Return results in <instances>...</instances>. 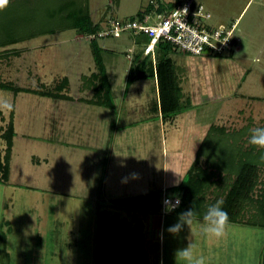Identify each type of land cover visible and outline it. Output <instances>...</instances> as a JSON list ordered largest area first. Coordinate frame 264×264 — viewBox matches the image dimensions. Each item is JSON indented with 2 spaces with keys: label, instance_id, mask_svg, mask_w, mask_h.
Returning a JSON list of instances; mask_svg holds the SVG:
<instances>
[{
  "label": "rangeland",
  "instance_id": "1",
  "mask_svg": "<svg viewBox=\"0 0 264 264\" xmlns=\"http://www.w3.org/2000/svg\"><path fill=\"white\" fill-rule=\"evenodd\" d=\"M67 1L38 0L37 6L34 8H36L39 17L43 16L42 24L44 23L43 25L46 27H58L62 31L40 33L17 42L1 45L0 81H14L22 86L52 89L67 76L69 83L64 91L70 97L67 98V101H61V105L57 109L60 117L57 130L58 139L65 140L67 138L79 145L83 142L86 145L99 146L103 141L102 130L107 133V128L102 129L100 117H97V120H100L99 124L97 120L89 121L88 119L93 110L100 112L101 110L106 111V109L91 105L90 108L93 109L86 113L84 105L81 107V104H85L86 101L93 104L92 100L96 98L89 78L94 70L80 73L81 70L87 68L86 64L91 59L92 54L89 49L91 36L80 35L75 30L68 29L71 27L70 21L62 14L54 13L53 18L46 13L48 11L46 7H51L49 4L54 2L55 5L52 7L56 8ZM74 1L78 2L76 5L88 6L94 21L100 20L104 24L109 14L128 17L134 15L138 10L149 8L154 1L160 2V5L163 4L167 8L173 2V0ZM201 1L211 11L213 22H225L226 25H231L236 21L235 32L240 37V48L235 50L236 53L234 52L235 55L234 53L233 55L236 57L246 56L245 66L251 68V72H247L244 78H241V73H237V82L234 87L235 80L231 76L226 79L230 83L227 88L221 90V96L217 95L212 98V109L209 112L208 120L204 122H208L206 129L204 128L207 131H204L205 134L202 131L201 135L206 136L212 124L223 125L229 132L239 134L244 147H254V150H257L259 147L250 144L249 138L250 129L264 127V67L262 68L261 63L258 62V57L264 56V0ZM31 8L29 7L28 10ZM42 24L37 23L30 26V32H36L39 27L42 28ZM114 38L111 35L105 39L109 43ZM103 41L104 39L101 38L100 42L104 43ZM118 52L121 53V56L124 55L120 50ZM180 56L182 63L185 64L182 65L184 67L187 65V55L181 54ZM236 60H240V58L237 57ZM127 64L128 60L125 59L124 65ZM183 67L178 68L181 72L180 77L187 73L186 67ZM127 74L117 90L118 98H120L116 117V128H119L117 134L118 137H122L127 134L128 130L134 129L135 136H138L139 139L135 140V144L132 145L135 151L125 152L126 163L132 164L133 170L136 167L135 170L143 172V170L146 171L145 162H148L150 175L157 183H162L167 171L168 154L171 156V150L179 147L178 141L182 138L185 141L183 133L186 129L187 131L190 129L187 126L190 122L186 120V117L184 119L185 114H183L178 115L173 124L169 123L170 121L167 119L163 128L160 122L153 127V124L158 121L155 120L157 115H154L158 114L156 111L158 98L154 78L148 76L136 81L132 86V88H136L130 89L126 94ZM184 76L182 78L185 79L184 88H186L187 79ZM175 79L177 78L175 77ZM173 87L174 89L177 87L176 83ZM169 88L162 85L166 110L172 98ZM41 96L33 91L23 90L15 93L12 90L0 88V109L5 115L4 118L0 117V126L7 125L12 106H14L16 127L10 182L0 183V249L5 244L7 250L6 254L0 252V264H92L95 231L98 227L96 226V214L101 209L98 207V203L102 204V201L97 202V185L93 184V180L97 176L88 175L89 169L87 170L84 166L87 163H84L83 149L77 150L73 147L64 149L61 145L49 143L46 138L32 133L34 109L43 102ZM124 96L125 101L122 102ZM158 97L162 102L160 93ZM73 98L76 100H68ZM173 99L179 103L182 109L187 108L189 103H193L192 98L186 95L179 94L177 97L174 94ZM68 104H71L72 108L68 109ZM147 111L153 115L151 116L153 119L150 121L151 129L156 130V135L158 132L159 140L156 135L153 140L151 137L145 139L147 127H142V125L128 127L124 130L125 122H129L132 118L138 120L144 117L146 119L144 114H148ZM108 113L109 116L105 117L111 120L110 112L108 111ZM199 114L194 116L197 121H199L197 118ZM37 129L39 131L40 128ZM116 140L117 145L121 143L119 138ZM52 142H56V140ZM0 145L5 146L4 139H1ZM119 149L122 154L124 147L121 146ZM91 152L90 150L86 151L87 154ZM133 153L137 157L141 156H138L139 154H143V157L136 160ZM44 156L49 157L48 164L44 160ZM55 156H57V160L64 159L63 163L57 165L54 163L53 165L51 162L55 160L52 159ZM102 156V158H106V152ZM38 160H40L39 163ZM202 164L208 165L205 156L202 157ZM119 171L115 170L114 173L118 174ZM127 171L130 172V170ZM234 175L231 172L220 174V183L212 184L213 187L208 195L215 204L228 194L229 189L233 188L231 190V202L234 204L231 207L232 214L244 220L256 219L257 216H254L255 204L251 201L250 196L256 195L261 190L264 182V161L248 164L242 176L236 178L233 183ZM138 183V189L145 191L156 190L158 187L152 186L154 182L149 185L150 181L146 180L145 172H143V179ZM123 188L122 185L114 183L111 190L122 197L137 190ZM176 188L177 186L169 188V193H175ZM123 212L126 214L127 209H124ZM156 216L162 218V221L158 220L159 218L157 219ZM145 217L150 228L149 236L153 235L154 231L157 236L161 229L160 233L163 236L161 253L166 264H183V261L177 260L176 253L177 250L187 247L190 242H193L194 251L198 255H204L210 259V264H261L264 251V226L230 222L226 238L206 239L199 234V222L202 218L195 217L194 229L197 234L190 239V230L186 225L178 234L168 231V228L176 224L179 219V213L173 212V210L165 214L150 211ZM3 219L10 220L11 230L8 229L9 224L1 225ZM153 222L155 225L157 222L158 231L156 228L153 230ZM2 231L7 233L6 242L1 239ZM156 242L159 243V238ZM157 248L159 249V247Z\"/></svg>",
  "mask_w": 264,
  "mask_h": 264
},
{
  "label": "trees",
  "instance_id": "2",
  "mask_svg": "<svg viewBox=\"0 0 264 264\" xmlns=\"http://www.w3.org/2000/svg\"><path fill=\"white\" fill-rule=\"evenodd\" d=\"M37 3L38 0H10L8 6L0 10V46L30 38L40 33L54 31L43 25L44 23L42 24L44 20L41 18L43 16L39 17L36 8H34ZM77 3L74 0H68L54 8L52 7L55 5L53 2L49 4L51 7H46L48 10L46 13L53 18L54 13L62 14L70 21L69 25L77 28L81 33H96L99 24L94 21L88 6L76 5ZM41 5L43 4L41 3ZM29 7L32 8L28 10ZM159 9L162 11L166 10L167 6L161 4ZM136 14H141V10H138ZM37 23L42 24V28L39 27L36 32H30L29 27ZM162 44L165 45L166 50L164 49V51L166 52L172 48L169 42L161 41L158 44L159 47ZM91 46L96 63V70L89 77L96 96L92 101L110 107L116 117L117 109L113 86L105 64L103 48L97 37L91 39ZM143 53L144 50L143 52L140 50L132 57L127 76V87L135 80L147 75L145 72L146 55L140 58ZM167 60L166 58L162 63ZM68 83L69 78L65 76L52 89L49 87L33 88L22 86L14 81H0V88L12 90L15 93L24 90L45 96L68 98L70 96L64 91ZM180 85L179 82L180 95H185ZM176 105L179 107V103H176ZM14 114L15 108L12 106L7 125L0 126V141L1 139L5 141V146L0 145V183H8L11 177V161L14 136L16 134ZM4 116L3 111L0 109V117L4 118ZM203 156L206 157L208 167L202 164ZM263 161L264 149L254 150V147H244L239 134L229 132L223 125L212 124L198 148L192 164L177 185L181 193L182 202L174 211L182 213L193 209L194 216L203 217L207 208L213 204L208 193L213 187L212 184L218 185L220 183V174L224 175L230 172L233 175L235 174L232 180L234 183L236 178L242 176L248 164H256ZM231 190L233 188L229 189L228 194L221 199L224 202L222 207L229 213L230 220L264 226V182L260 192L250 196L251 201L255 204L254 216H257L253 220H244L232 214L231 207L234 204L231 202ZM163 192L164 190L157 189L127 198H116L111 204L116 206L118 210L99 209L97 211L96 226L98 227L95 231L92 264H161L157 242L147 237L144 231L143 217L150 211H160L162 213ZM124 209H127V214L123 212ZM4 223L9 224V230L12 229L10 220L3 219L1 225ZM6 238L7 233L2 231L1 239L6 242ZM261 264H264V251Z\"/></svg>",
  "mask_w": 264,
  "mask_h": 264
},
{
  "label": "crops",
  "instance_id": "3",
  "mask_svg": "<svg viewBox=\"0 0 264 264\" xmlns=\"http://www.w3.org/2000/svg\"><path fill=\"white\" fill-rule=\"evenodd\" d=\"M172 4L173 2L171 3L169 7H171ZM210 22L213 25L225 24V22H219V23L213 22L212 17H211ZM97 23L99 24L98 29H97L98 31L105 27L106 21L104 24V22L97 20ZM49 28L54 30L51 33H58L62 31V29H59L58 27H55V28L49 27ZM68 29H73L80 35L84 34V33L79 32L78 29L75 27H69ZM106 37L103 38L104 43L100 42L101 38L99 39L97 38V40L99 41L101 47L103 48V56H104L105 64L108 69L110 81L113 86V92L115 95V105L117 109L119 101H120V98H118V94H117V90L119 88L118 86L122 85V83L124 82L125 75L129 73V69L132 63V59H133L132 57H134V55H136L140 50H142L143 52L144 45H145V42L148 36L144 33L134 35L128 32L122 35L121 37H115L113 40L109 41V43H107L105 39ZM134 38H136L137 42L134 46L133 56L129 57L127 55L128 49L129 47L133 45ZM170 45L172 46V48L168 49L169 51L167 50V52L164 51L165 45L162 44L160 47L159 45L157 46L156 54L154 57L150 54H146L145 52L140 57V58H143L146 55V58H147V63L145 66V72L147 75L141 79H145L148 76H151L154 78V81H155L154 83L155 90H156L157 98H158L156 111L158 112V114H154V115H157V118L155 117L156 118L155 120H158V121L157 123L153 124V127L157 126L158 122H160L163 128V126H165L167 122V119L170 121L169 123L173 124L176 117L178 115L181 116L183 114H185L184 119L186 117V120L187 121L189 120L190 122L187 125L188 128L190 129H188V131L186 129L183 133L185 136V139H184L185 141H183V138L182 140L178 141L177 143L180 144L179 147L173 148V150H171V153H172L171 156L168 154L167 167H166L167 171L165 172V175H164L165 177H163L162 183H157L152 178V176L150 175V170H148L150 164H148V162H145L146 171L143 170V172H145L146 180L148 179V181H150L149 185L151 184V182H154V185H152L153 187L158 186L157 189H162V190L166 189L168 193H169V188L176 187L183 179L185 173L187 172V170L189 169L190 165L192 164L195 158L198 148L200 147L205 137L204 135H201V132L207 131L205 130L206 129L205 127H207L206 124L208 122L207 123H204V122L208 120L207 118L209 116V112L212 109V104H211L213 101L212 98L217 95L221 96V90L228 87V84L230 83V81L228 83L226 80L227 78H230L231 76V78L235 80L234 81L235 83L232 81V83H234L233 84V87H234V85H236V82H237L236 75L241 73V78H244L247 72L249 73L251 72L250 71L251 68H247L245 66L246 56H237L238 58H240V60H236L237 57L234 56L236 52L234 53V55L233 53L230 55H195V54L183 52L177 49L176 47H174L172 44ZM239 48L240 46L238 43L237 50H239ZM89 49L92 54L90 56L91 59H89V63L86 64L87 68L85 70L80 71L81 74L87 73L86 70H90V72L93 70H96L95 69L96 63H95V58H94V54H93V50L91 46V39H89ZM118 50L124 53V55L121 56L120 55L121 53H119ZM181 54L187 55V65L184 66L187 69V73L183 74V76L186 75L184 77L187 79L186 88H184L185 79L182 78L183 76L180 77L181 72L178 69L180 68V66L183 67L182 65L184 64L181 61V56H180ZM262 56L260 55V57H258V62L261 63L262 65L261 67L263 68L264 67V56L263 57ZM166 58L168 60L165 61V63H162L163 60H165ZM125 59L128 60V64H127L128 66L124 65ZM259 71H261V69H259ZM175 77L177 79H175ZM138 80L140 79L135 80L130 86L127 87V79H126V87H125L126 94L128 93L130 89L136 88V87L132 88V86ZM179 82L181 84L180 86L182 87L183 93L186 96L191 97L193 100V103H189V106L185 109H179L180 105L178 107L176 105V103L178 104V102L173 99L174 94L177 96L180 94L179 92L181 89L179 87ZM175 83L177 87L174 89L173 86ZM162 85L168 88L170 87L169 90H170V94L172 98L170 99L169 97L170 102H169V107L167 108V110L165 108L164 101H163ZM159 93L161 95L162 102L159 100V97H158ZM167 96L169 95L167 94ZM41 97H43V102L41 104H38L37 107H35L34 109L32 133L36 136H41L43 138H46L47 140H49L48 141L49 143H53V144L56 143V145L58 146L61 145V147L64 149L73 147L74 149L76 148L77 150L78 149L84 150V153H85L84 163H87L84 166H86L87 170L89 169L88 175H90L91 177L97 176L96 178H94L93 184L94 186L97 185V202L102 201V204L98 203V207H100L101 209H110V210L116 211L118 210V208L111 204L114 199L127 198L130 196H136V195H140L142 193L148 192V191H152V190L145 191V190L138 189V185H139L138 181H141L143 179V172H139L138 170H135L136 167L133 170V167H132L133 165L132 164L129 165V163H126L127 157L125 155V152L135 151L134 146L132 145L133 143L135 144L136 142L135 140L139 139V137L135 136L134 129H130L128 130L127 134H124V136L121 135L122 137H118L117 133H118L119 128H116L117 111H116V117H115V114H113L112 109L105 105H100L94 102L93 104H91V102H87V101L85 102V104H87L88 106H86L85 104H81V107L84 105L85 107L84 109L86 110L85 111L86 113H88L90 110L93 109V108H90L91 105H93V107L98 106L99 108L104 107L106 109V111L101 110L100 112L93 110L92 114H89V116L90 115L91 116L89 117L88 120L96 121L97 117H100L102 119V129L107 128V133H105L104 130H102L103 131L102 132L103 141L101 145L99 146H94L91 144L86 145L83 142L79 145L77 143H74L68 140L67 138H65V140L58 139L57 130L59 127L60 117H59L57 109H58V106L61 105V101H67V98L52 97V96H45V95H42ZM68 100L75 101L76 99L73 98V99H68ZM121 101L122 102L125 101V96L123 97ZM67 106H68L67 107L68 109L72 108L71 104H68ZM108 111L110 112L111 120H108L105 117V116L107 117L109 116ZM147 113L148 114H144L147 117L146 119H144V117H141L142 119H138V120L136 118H132L130 119L129 122H125L123 125V127H125L124 130L127 129L128 127H139V125H142V127H147V131H146L147 135L144 138L147 139V137H151V139L153 140L154 135H156L155 133L156 130L151 129L152 124L150 123V121L153 119L151 116L153 115L150 114L148 111ZM197 113L201 114V115L199 114L200 118L199 116L197 117L199 121H197L196 118L194 117L197 115ZM174 116L175 118L171 119ZM99 121L97 120L98 124H99ZM37 128H40L39 131ZM35 131H37V134H35ZM157 135H159L158 132H157ZM117 138H119V141L121 142L118 144L120 146L117 145V140H116ZM55 140L56 142H52ZM121 146L124 147V149L122 150L123 151L122 154H120L121 152H119V150H121L119 149ZM89 150L92 152L90 154H87L86 151H89ZM105 152H106L107 157L102 158L103 157L102 154ZM149 154H150V151H149ZM133 156H136L135 153H133ZM138 156L140 157L136 156L135 158L136 160H140L143 157V154H139ZM56 158L57 156H55V158H52V159H55V160H52L51 162L53 163V165L54 163L56 165L63 163L64 159L60 161V160H57ZM146 159L148 158L146 157ZM44 160L46 161L47 164L48 162H50V159L47 156H44ZM37 162L39 163L40 160H38ZM131 167H132V170H131ZM115 170H120V171L118 174H115L114 173ZM127 170H130V172H128ZM114 183H116L117 185H122L124 188L127 187L128 188L127 190H135V189L137 190L133 191L129 195H126L125 197L124 196L122 197V195L115 193L111 190L112 184ZM176 189L177 190H175L174 191L175 193L173 194L181 195L180 190L178 188ZM158 212L160 213V211ZM173 212H176V211L173 210ZM148 214H145V216H147ZM145 216L143 217L144 231L147 234V237L150 238L151 240L152 239L157 240L159 238V243H157V246L159 247L158 249L159 258L161 260V264H166V261L164 260L162 253H161V246H162L161 244H162V237H163L162 233H160L161 229L159 230V233H158L159 237H157L158 235L157 236L155 235V231L153 235L149 236L148 231L150 230V228L146 223ZM194 217L202 218L201 216H194ZM158 218L159 217H157V219ZM158 220L162 221V218L161 219L159 218ZM230 222L240 223L238 221H231V220ZM152 228L153 230L155 228L157 230L158 228L157 222H156V225L153 222ZM0 252L2 254L3 252L4 254L7 253L5 244H4V247H1Z\"/></svg>",
  "mask_w": 264,
  "mask_h": 264
},
{
  "label": "built area",
  "instance_id": "4",
  "mask_svg": "<svg viewBox=\"0 0 264 264\" xmlns=\"http://www.w3.org/2000/svg\"><path fill=\"white\" fill-rule=\"evenodd\" d=\"M159 7L160 2L154 1L149 8L142 9L141 14L135 13L128 17L109 14L103 29L87 35L91 36L90 39H99L111 35L120 37L128 32L134 35L144 33L148 36L144 52L153 57L161 41L195 55H230L237 50L240 37L235 32L236 22L231 25H213L210 22L212 13L203 1L173 0L172 6L166 10L162 11ZM136 42L134 38L133 45L128 49L129 57L133 56ZM177 198L180 205L181 195L170 194L165 189L161 212H168L166 200L176 204Z\"/></svg>",
  "mask_w": 264,
  "mask_h": 264
},
{
  "label": "clouds",
  "instance_id": "5",
  "mask_svg": "<svg viewBox=\"0 0 264 264\" xmlns=\"http://www.w3.org/2000/svg\"><path fill=\"white\" fill-rule=\"evenodd\" d=\"M10 0H0V10L8 6ZM251 135L249 143L264 149V127H255L250 129ZM223 200H218L215 204L210 205L204 213L202 220L199 222V234L206 239L220 240L226 238L230 226L229 213L223 209ZM167 211L174 210L179 205L177 198L176 204L165 201ZM196 223L193 209L179 214L178 222L168 228L172 234H178L186 225L190 230V239L197 233L194 229ZM177 260L183 261V264H210V259L204 255H198L194 251V244L190 242L187 247L177 250Z\"/></svg>",
  "mask_w": 264,
  "mask_h": 264
},
{
  "label": "water",
  "instance_id": "6",
  "mask_svg": "<svg viewBox=\"0 0 264 264\" xmlns=\"http://www.w3.org/2000/svg\"><path fill=\"white\" fill-rule=\"evenodd\" d=\"M156 50H157V48H156Z\"/></svg>",
  "mask_w": 264,
  "mask_h": 264
}]
</instances>
